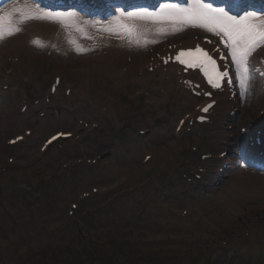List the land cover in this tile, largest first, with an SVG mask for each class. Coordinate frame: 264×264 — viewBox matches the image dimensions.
Masks as SVG:
<instances>
[{"label":"rangeland","instance_id":"374dc122","mask_svg":"<svg viewBox=\"0 0 264 264\" xmlns=\"http://www.w3.org/2000/svg\"><path fill=\"white\" fill-rule=\"evenodd\" d=\"M18 1L27 2L13 3ZM112 8L102 4L99 14L104 20H113ZM27 23H23L19 33L5 36V47L10 49L12 43L21 39ZM96 25L92 28L95 33L102 26L99 21ZM45 51L32 50V54L20 56L25 65L14 77V88L0 103V264H71L81 258L83 262L78 264H144L142 259L149 261L151 257L156 264H225L227 254H217L222 242H227V249H241L237 253H242L240 263L235 264L261 262L254 248L264 246V189L246 182L261 184L259 173L242 162L245 160L241 151L246 146L229 149L226 168L220 172L216 171L218 163L216 166L211 161V172L199 180L196 191L185 188L182 181L178 182V175L186 170L188 177L196 173V158L186 151L185 145L198 147L202 142L185 130L181 137L174 133L177 121L192 110L180 102L178 97L187 102L181 95L174 91L156 106L151 103L155 98L152 91L160 89L161 84L145 90L146 97L141 100L135 99L133 96L139 91L136 86H119L115 78L103 75L87 77L81 71L83 62L58 57L59 52L54 53L59 60L51 55L50 61L45 58ZM124 63L121 61L118 72ZM78 73L83 76L77 82ZM54 74H60L65 82L46 103L44 97ZM154 80L151 85H155ZM86 81L88 95H77V83ZM66 88L72 90L70 97L63 96ZM13 91H18V95L14 97ZM97 91L111 99L110 109L101 106ZM37 98L39 104L32 106ZM239 98L241 117L233 123L231 132L224 129L223 118L205 130L211 138L206 137L202 146L212 149L213 155L224 147L221 144L226 133L240 136L243 127L251 135L264 127V117L259 115L264 107L252 102V95ZM23 103L29 105L26 116L18 110ZM221 112L223 116L224 111ZM63 117L65 120L61 121ZM79 122L88 123L87 130ZM91 123L99 128L91 129ZM26 128L35 131L29 140L19 147L6 146V140ZM58 130L80 134L81 139L52 146L38 158L40 143ZM139 131L146 135L140 136ZM146 154L152 159L142 164ZM98 155L102 159L97 165L85 163ZM8 158L15 163L8 164ZM78 160L83 164H77ZM64 164L66 168L62 167ZM38 174L46 181L35 179ZM148 176L153 178L149 185ZM130 182L131 186H139L137 192L121 189V185ZM92 188L102 195L91 193ZM102 188H107V192H101ZM86 192L89 197L79 200ZM124 201L130 204L127 212ZM73 204L77 209H71ZM184 211L189 216L182 217ZM89 243L103 245L110 256L104 253L107 259L90 258L86 251ZM144 248L147 254L142 251Z\"/></svg>","mask_w":264,"mask_h":264},{"label":"snow or ice","instance_id":"6c2138e0","mask_svg":"<svg viewBox=\"0 0 264 264\" xmlns=\"http://www.w3.org/2000/svg\"><path fill=\"white\" fill-rule=\"evenodd\" d=\"M30 20L53 21L66 30L74 29L78 33H83L87 27H97L96 23L90 24L88 21H83L81 25L74 13H54L39 6L33 7L27 2L14 3L9 8L0 9V41H3L6 35L11 37L19 33V25ZM185 28L202 29L218 37L219 44L226 50V56L220 55V60L230 57L235 77H230V70L221 71L220 67L223 66H218L217 60L199 45L195 49L179 51L175 56L176 62L185 69L198 68L213 89H220L222 82L229 85L238 82L242 99L255 93L254 77L259 72L260 78L264 79V69L258 70L250 61V57L256 49L264 47V17L257 18L254 13L249 12L236 18L229 16L222 8H214L202 0H187L186 6L165 3L160 6L159 11L154 12L147 9L119 12L109 24L102 25L99 30L122 40L127 39L129 44H135L137 47H146L148 44L159 42L154 38L144 39L149 31L154 36H166ZM69 43L74 41L69 40ZM168 62L167 59L164 60L165 64ZM212 107V104H208L202 111L207 113ZM48 143H51V140Z\"/></svg>","mask_w":264,"mask_h":264},{"label":"bare ground","instance_id":"6f19581e","mask_svg":"<svg viewBox=\"0 0 264 264\" xmlns=\"http://www.w3.org/2000/svg\"><path fill=\"white\" fill-rule=\"evenodd\" d=\"M30 2H32V4H30L31 6L35 7L38 6L40 7V5H42L41 3L34 2V0H29ZM98 3L101 2V0H97ZM184 0H180L178 3L183 2ZM257 1V0H256ZM255 1V3H256ZM261 1V0H259ZM258 3H261L259 2ZM16 3L19 4H24L25 2L22 1H18ZM176 3V4H178ZM12 4H7L4 5L2 7H0V9H5V8H9L12 6ZM109 4V3H108ZM113 5V4H112ZM111 5V6H112ZM114 5H116V8L119 9H114L112 8L111 13L113 15V18L116 17L119 12H124V6L128 5L123 2H116ZM119 5V6H118ZM41 8V7H40ZM43 10H45V8H42ZM73 9V8H72ZM60 13V12H58ZM65 13H74L76 18L81 22V25L83 24V21H88L89 22V12H85L87 14L84 13H79L77 10H73L70 12H65ZM247 14V13H246ZM245 14V15H246ZM96 17V19H95ZM257 18H261L264 16H260V14H257L256 16ZM97 18H99V20H97ZM105 18L102 17L100 14L99 15H92V21L94 23H99L101 25H107L109 24L107 21H112V20H108V18L106 20H104ZM100 20H104V21H100ZM48 20H30V21H26L25 23H27L26 25V29H25V33L26 36H24L21 40H22V44H16V45H12L11 44V51L15 54L18 53H26L28 54V50H32V46H33V38L35 36H42L44 38H50V46L49 48L52 50H64V48L61 45V41L62 37H64V39L67 37H70V40L74 41V46H75V50L74 53L69 54V55H73L70 57V60L72 62H77V61H81L83 62V66L84 69L87 72V76L90 75H95V76H99V75H103L105 77H113L115 78L118 82H123L124 81H128V83L130 82L132 85H135L138 87V89L142 90L143 86L142 81H145L143 79H138L137 75H136V71H134L135 69V65L134 62H132V65H128L129 67V72H127L128 74L126 76H122L121 74H119L117 72V69L120 65L121 62V53L124 52L125 50H130L132 51L133 48L130 47L128 45L127 39H119L116 36L110 35L107 32H103L98 30L97 33H95L92 29V27H87L85 28V31L83 33H76L73 34V30L74 29H65L63 26L57 27L56 29L59 30L58 32V38H53L52 36V30L45 24L41 23V22H45ZM40 22V23H39ZM92 24V23H90ZM19 27H23V24L19 25ZM182 31H185L182 30ZM182 31L176 32L174 34H168L166 36H154V34L149 31L147 32V36L150 39H157L159 40V42H165L166 40H171L173 37L178 36L179 34H181ZM55 33V32H54ZM87 37H91V38H87ZM1 43V42H0ZM2 44V43H1ZM157 44V43H155ZM155 44H151V45H155ZM20 46V47H18ZM105 47V51L109 52L108 56H101V55H97L98 60L93 61V64H90V59L87 57L92 56L93 54L97 53L99 50L103 49L104 50ZM19 55V54H18ZM69 57V56H67ZM87 59H85V58ZM84 58V59H83ZM125 68L127 67L126 62H125ZM79 77H81L79 75ZM147 82V81H146ZM78 92L77 94H83L88 93L87 91V82L86 84L84 83H78ZM2 95V94H1ZM3 96V95H2ZM165 99V97L163 98ZM65 117L61 118V121H64ZM261 178H263L264 176H260ZM260 181V180H259ZM260 183L256 182V181H247V183H249L250 185L256 186V187H261L262 189H264L262 185H264L263 181H260ZM247 183L241 182L242 185H246ZM263 183V184H262Z\"/></svg>","mask_w":264,"mask_h":264},{"label":"trees","instance_id":"16d2710c","mask_svg":"<svg viewBox=\"0 0 264 264\" xmlns=\"http://www.w3.org/2000/svg\"><path fill=\"white\" fill-rule=\"evenodd\" d=\"M97 251H99L97 248H96V250H95V252L97 253ZM150 260H153L152 259V257L150 258ZM150 260L148 261V260H146V262H148V264H156V262H154V260H153V262H150ZM170 264V263H169Z\"/></svg>","mask_w":264,"mask_h":264}]
</instances>
